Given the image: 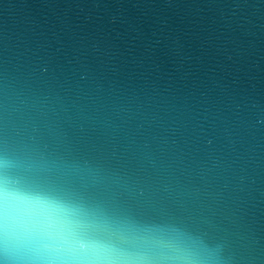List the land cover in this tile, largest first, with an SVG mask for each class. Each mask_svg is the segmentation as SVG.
I'll list each match as a JSON object with an SVG mask.
<instances>
[{"label": "water", "instance_id": "95a60500", "mask_svg": "<svg viewBox=\"0 0 264 264\" xmlns=\"http://www.w3.org/2000/svg\"><path fill=\"white\" fill-rule=\"evenodd\" d=\"M5 190L116 264H264V0H0Z\"/></svg>", "mask_w": 264, "mask_h": 264}, {"label": "snow or ice", "instance_id": "6c2138e0", "mask_svg": "<svg viewBox=\"0 0 264 264\" xmlns=\"http://www.w3.org/2000/svg\"><path fill=\"white\" fill-rule=\"evenodd\" d=\"M0 245L31 262L42 264H116L121 260H147V254L126 253L118 244L84 226L64 222L37 211L11 190L0 192ZM20 261L21 256L12 257Z\"/></svg>", "mask_w": 264, "mask_h": 264}]
</instances>
